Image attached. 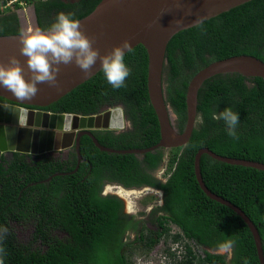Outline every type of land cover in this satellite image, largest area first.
<instances>
[{"label":"trees","instance_id":"1","mask_svg":"<svg viewBox=\"0 0 264 264\" xmlns=\"http://www.w3.org/2000/svg\"><path fill=\"white\" fill-rule=\"evenodd\" d=\"M6 1L0 0V6ZM100 1L88 0L74 18L86 16ZM15 7L21 6L15 3ZM11 9L0 8V35L22 31ZM241 54L264 62V0L247 1L179 30L170 38L162 84L179 132L186 121L190 79L213 61ZM125 62L131 75L120 89H113L98 71L48 106H27L82 115L122 106L131 128L118 133L93 132L97 141L114 149L150 147L159 141L160 130L147 91L146 49L136 45L125 53ZM8 101L0 97V102L11 103ZM225 106L239 112L238 139L226 134L222 121L211 118L213 111ZM197 112L198 120L187 143L169 150L158 148L141 156L112 153L100 150L88 135H82L76 170L75 149L65 160L43 156L29 162L16 152L15 160L6 163L7 170L0 165L1 264H129L131 242L126 232L136 231L138 221L121 213L119 196L102 194L106 183L162 191L163 203L151 214L159 230H150L146 236L142 230L136 238H146L148 248L167 233L165 224L169 221L202 248L205 264H259L246 223L200 188L194 157L199 149L207 147L222 156L264 163V78L227 73L206 79L198 90ZM164 164L166 176L162 181L154 173ZM200 172L209 190L238 206L253 221L264 255V170L218 161L203 153ZM31 212L38 221L35 235L26 244L18 242L10 221ZM55 231L63 235H55ZM221 248H229L230 256L213 252Z\"/></svg>","mask_w":264,"mask_h":264},{"label":"water","instance_id":"2","mask_svg":"<svg viewBox=\"0 0 264 264\" xmlns=\"http://www.w3.org/2000/svg\"><path fill=\"white\" fill-rule=\"evenodd\" d=\"M247 1L250 0H101L89 14L77 20L93 47L101 53L122 40H127L131 48L140 44L146 49L147 91L159 123V141L147 148L133 149H114L101 145L93 131L122 129L125 117L121 106L90 115L25 107L48 106L99 71V63L87 74L73 63L60 66L55 85L38 84V92L30 100H19L7 89L0 87V97L11 101L0 102V156L13 152L40 155L73 147L77 154L76 170L81 160L79 141L82 135H88L100 150L120 154L141 156L158 148L169 150L184 146L198 120L197 94L202 83L214 75L227 73L264 78V62L255 56L241 54L213 61L200 69L188 83L186 121L183 130L179 132L174 126V113L166 103L163 92L162 73L167 43L179 30ZM31 27L39 26L32 24ZM20 33L0 35V63L6 62L10 55H15L28 77L30 73L19 51ZM203 153L218 161L259 170H264V163L222 156L207 147L199 149L194 157V174L200 188L211 199L228 206L242 218L252 234L259 264H264L261 237L253 221L238 206L212 192L204 184L200 172V157Z\"/></svg>","mask_w":264,"mask_h":264},{"label":"clouds","instance_id":"3","mask_svg":"<svg viewBox=\"0 0 264 264\" xmlns=\"http://www.w3.org/2000/svg\"><path fill=\"white\" fill-rule=\"evenodd\" d=\"M19 51L30 73L28 77L15 55H10L6 62L0 63V87L7 89L19 100L34 97L38 92V84L55 85L61 65L74 63L81 72L87 74L99 63V71L113 89L124 87L131 75V69L125 62V53L132 51L129 42L122 40L101 53L93 47L73 13L58 11L49 25L22 31ZM211 118L222 121L226 134L238 139L239 112L231 106H225L219 111H213ZM200 123H203V119ZM175 250L173 247L168 249L166 264L175 261Z\"/></svg>","mask_w":264,"mask_h":264},{"label":"rangeland","instance_id":"4","mask_svg":"<svg viewBox=\"0 0 264 264\" xmlns=\"http://www.w3.org/2000/svg\"><path fill=\"white\" fill-rule=\"evenodd\" d=\"M21 7H26L25 3ZM13 9L17 10L16 7ZM7 10V9H6ZM11 11V10H10ZM27 21L28 28H31V23L29 24V16L25 19ZM172 121L175 124V116L172 115ZM130 123L128 120L125 121V127H129ZM166 164V163H165ZM165 164L156 171V176L161 179H165L166 176V166ZM105 192L110 194H115L119 196L125 204V207L129 212L134 214V219L138 223L142 221L136 232H130L126 234L128 242L130 244V250L127 251V259L129 264H166L168 257V249L176 248L174 251L175 261L173 264H205L202 261L203 251L201 247H198L191 239L187 238L181 231V229L171 222H166L165 226L168 228L167 233L162 235L158 242L151 248L145 245L147 239L144 241L137 240L139 233L146 236L149 235V229L153 231H158L159 226L152 220L153 216L149 214L154 208L160 205V193L157 191H142L135 189H125L118 185H105ZM123 193V194H122ZM140 219V221L138 220ZM55 235L62 236L61 233L55 232ZM215 253L226 254L230 256L229 248H221L213 251ZM166 258V260H165ZM1 264V263H0Z\"/></svg>","mask_w":264,"mask_h":264},{"label":"flooded vegetation","instance_id":"5","mask_svg":"<svg viewBox=\"0 0 264 264\" xmlns=\"http://www.w3.org/2000/svg\"><path fill=\"white\" fill-rule=\"evenodd\" d=\"M87 1L88 0H32L30 3L25 2L26 7H19V8H17V10L11 9L10 12H14L16 14L18 27L21 30H24L26 27H28L27 21L25 20L27 16H29V21H30L29 24L30 23H31V25L35 24V25H38L40 27V25H43L49 21H52L58 11H63L66 13H73L74 14V13H77V12L83 10L85 7V4H87ZM21 106H24V105H21ZM25 107H28V106H25ZM28 108H30V107H28ZM105 109H107V108H105ZM124 117H125V115H124ZM126 120L127 119L125 117L124 127L122 129H118L116 131L111 130V131L118 133L121 131L129 130L131 128L130 126L125 127V121ZM103 131H106V130L105 129H98V130H94L93 132H103ZM73 150H74V148L71 147L69 149H65V150H61V151H55L52 153L40 154V155H31V154L19 153V156L26 159V161H28V162L31 160H40L43 156L53 157L55 159L59 158L60 160H65V159H67L69 154L71 152H73ZM15 153L16 152H13L12 154H3L0 156V165L4 166V170H7L8 164L15 160V158H16ZM6 163H8V164H6ZM154 176L163 181V179L156 176V172L154 173ZM107 184L118 185V186L123 187L122 185L115 184V183H106L105 185H107ZM105 185L102 188V194L103 195L110 194L107 191L105 192V190H104ZM123 188L129 189V190L135 189V190H142V191H157L160 193V198H161L160 205H162V203H163L162 191L158 188H154V187H150V186H141V187H137V188L136 187L135 188L123 187ZM122 202H123V205H122L121 213L124 215H128V216H134V214H132V212H129L127 210L123 200H122ZM160 205H158V206H160ZM158 206H156V207H158ZM154 208H151L152 210L149 212L148 215L152 214V211ZM156 215H157V213L154 214V216H156ZM135 220H136V218H135ZM138 220L140 221V219H138ZM10 222H11L10 223L11 224V226H10L11 230L14 232V234L16 236V240L18 242L26 244L27 242L31 241V239L35 235L36 227L38 224V221L36 220V217L34 216L33 212L29 213V215L24 216L20 219L11 220ZM141 222L142 221H140L138 223V227H139V225L142 227V225L140 224ZM150 230L151 229H149V231ZM49 232L51 233L52 230H50ZM55 232H57V231H55ZM130 232H136V231L129 230L126 232V234H128ZM61 234L63 235V233H61Z\"/></svg>","mask_w":264,"mask_h":264},{"label":"built area","instance_id":"6","mask_svg":"<svg viewBox=\"0 0 264 264\" xmlns=\"http://www.w3.org/2000/svg\"><path fill=\"white\" fill-rule=\"evenodd\" d=\"M15 3H19V5L21 6L23 3H25V1L24 0H7L4 4L0 6V8L3 9L4 7H10L13 9V7H15Z\"/></svg>","mask_w":264,"mask_h":264},{"label":"bare ground","instance_id":"7","mask_svg":"<svg viewBox=\"0 0 264 264\" xmlns=\"http://www.w3.org/2000/svg\"><path fill=\"white\" fill-rule=\"evenodd\" d=\"M9 102V101H8ZM116 131V130H115ZM123 194V193H122Z\"/></svg>","mask_w":264,"mask_h":264}]
</instances>
